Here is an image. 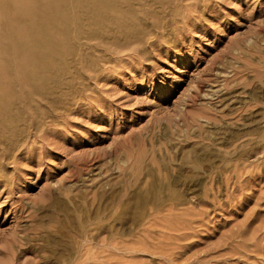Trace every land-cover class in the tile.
I'll return each instance as SVG.
<instances>
[{
	"label": "rangeland",
	"instance_id": "obj_1",
	"mask_svg": "<svg viewBox=\"0 0 264 264\" xmlns=\"http://www.w3.org/2000/svg\"><path fill=\"white\" fill-rule=\"evenodd\" d=\"M0 264H264V0H0Z\"/></svg>",
	"mask_w": 264,
	"mask_h": 264
},
{
	"label": "bare ground",
	"instance_id": "obj_2",
	"mask_svg": "<svg viewBox=\"0 0 264 264\" xmlns=\"http://www.w3.org/2000/svg\"><path fill=\"white\" fill-rule=\"evenodd\" d=\"M150 15V14H149ZM147 37V36H146ZM144 38V37H143ZM55 45V44H54ZM14 53V52H13ZM113 246H115V244H113Z\"/></svg>",
	"mask_w": 264,
	"mask_h": 264
}]
</instances>
